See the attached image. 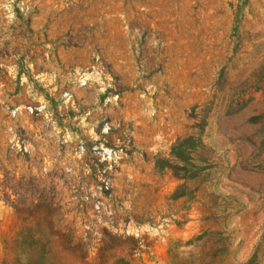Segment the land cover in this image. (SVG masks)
<instances>
[{"label": "rangeland", "instance_id": "obj_1", "mask_svg": "<svg viewBox=\"0 0 264 264\" xmlns=\"http://www.w3.org/2000/svg\"><path fill=\"white\" fill-rule=\"evenodd\" d=\"M0 264H264V0H0Z\"/></svg>", "mask_w": 264, "mask_h": 264}]
</instances>
